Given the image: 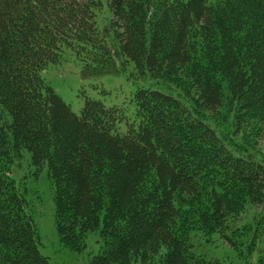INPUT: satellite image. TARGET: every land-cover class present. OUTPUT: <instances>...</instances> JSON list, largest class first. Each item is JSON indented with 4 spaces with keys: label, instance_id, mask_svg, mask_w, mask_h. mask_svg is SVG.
<instances>
[{
    "label": "trees",
    "instance_id": "16d2710c",
    "mask_svg": "<svg viewBox=\"0 0 264 264\" xmlns=\"http://www.w3.org/2000/svg\"><path fill=\"white\" fill-rule=\"evenodd\" d=\"M66 52L139 83L128 107L74 113L41 77ZM262 134L264 0H0V264H51L12 174L26 154L88 264H217L190 233L264 207V162L244 151Z\"/></svg>",
    "mask_w": 264,
    "mask_h": 264
},
{
    "label": "rangeland",
    "instance_id": "374dc122",
    "mask_svg": "<svg viewBox=\"0 0 264 264\" xmlns=\"http://www.w3.org/2000/svg\"><path fill=\"white\" fill-rule=\"evenodd\" d=\"M41 77L76 114L82 109L85 98L100 101L106 108H126L131 95L140 87L127 74L85 76L81 63L68 52L58 63L43 70ZM218 124L220 130L230 131L231 139L243 142V133L234 134L231 118ZM121 130L125 131L124 128ZM245 142L244 151L255 160L264 162V135H252ZM12 174L28 192L39 233L40 252L49 258L51 264H88L85 253H74L60 242L55 222L54 189L46 172L36 174L29 166L26 154L20 165H14ZM190 234L195 252L206 260L217 264H256V258L263 249L264 207L245 201L242 210L232 216L223 229L206 237L196 229ZM94 240V237H89L87 244L89 251L96 252Z\"/></svg>",
    "mask_w": 264,
    "mask_h": 264
}]
</instances>
